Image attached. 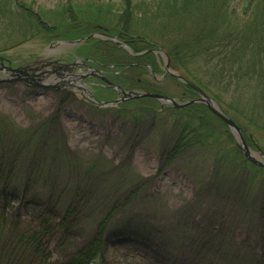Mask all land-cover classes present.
<instances>
[{
  "label": "rangeland",
  "instance_id": "rangeland-1",
  "mask_svg": "<svg viewBox=\"0 0 264 264\" xmlns=\"http://www.w3.org/2000/svg\"><path fill=\"white\" fill-rule=\"evenodd\" d=\"M161 1L133 0L128 7L129 14H125L127 5L122 0H0V55L4 57L0 60V116L8 117L15 126L25 130L33 131L46 124L66 150L98 163L81 183L86 193L83 199L74 200L81 210V220L72 223L70 237L61 231L53 238L45 237L41 253L34 251L27 236L30 231L42 230V220L48 219L51 207L47 211L45 204L31 200L32 197L24 201L21 195L18 197L20 203L19 199L5 201L0 195V264H61L98 234L104 220L107 221L108 241L103 256L107 264H264V172L254 168L241 169L247 179L244 190L252 195L248 203H244L239 191L234 189L200 186L199 179L211 178L218 162L212 155H205L210 153L208 150H202L192 155L202 162L198 168L190 170L181 163H167L163 153L171 147L170 129L175 122L167 114H142L140 105L117 109L133 99L109 107L91 105L84 98L87 93L83 95L73 88L32 86L23 79L8 75L9 71L4 69L6 66L33 67L36 60L49 58L45 55L52 50L49 48L51 44L82 39L86 36L85 31H81V36L66 38L65 26L76 17L84 19L77 21V26L90 18L93 23L87 32L102 33L120 41L96 36L103 40L97 45L95 38L90 37L77 46L57 47L53 56L68 62L79 57L78 60L95 73L103 71L109 80L127 90H150L179 100L195 97L196 94L189 95V90L172 76L156 80L143 70L130 69L131 66L125 72L115 64H128L132 59L147 61L156 66V75L162 77L166 72L165 60L152 49L171 51L176 55L170 58L171 67L200 84L208 94L219 97L226 108L231 106L234 109L231 114L239 121L236 122L248 130L255 143L264 150L263 46L255 56L252 50L244 48L240 51V57L245 54L248 60L255 61L251 66L259 61L257 68L262 70L255 83L239 84L236 91L237 78L232 85L226 84L230 80L228 77L233 75L223 70L229 68V62L225 67V60H222L228 52L218 55L212 48L207 58L202 47L198 46L187 54L176 53L186 49V39L193 36L196 29L200 30L202 26L216 29L215 21L211 20L214 17L205 22L202 15L205 12L190 14L181 10L171 13L167 1ZM237 3L238 0H234L232 5L237 6ZM72 5L84 12L79 16L71 14L68 8ZM245 7V3H241L236 9L238 19L232 17L237 23L235 27L249 19ZM251 18L250 22L254 21V27L258 28L261 16ZM39 19L47 22L48 25L45 22L44 25L57 26L54 27L57 32L36 38L32 29L34 25L41 26ZM221 29L225 30V27L221 26ZM127 40H133L140 50ZM124 45L138 55L127 51ZM98 54L107 55L104 63L113 66L98 65ZM86 72L89 70L83 71ZM140 76L141 84L138 85ZM82 85L89 86L96 98L103 101L115 100L119 96L117 90L107 87L106 82L96 75L86 78ZM162 131L165 132L162 134ZM245 137L248 145L256 151L254 142L247 134ZM44 143L40 145V152ZM19 173H23V169ZM229 177L232 176L229 174ZM21 179L25 184L27 178ZM34 180L37 184L34 188L56 187L64 198L72 194L76 184V180H73L75 183L46 178ZM12 182L18 183L16 180ZM10 191L13 192V188H9ZM120 220L132 221L127 232L121 229L122 225L119 226ZM62 221L59 213L56 220H52V226L57 228L56 222L59 225ZM24 233H28L26 240L22 239Z\"/></svg>",
  "mask_w": 264,
  "mask_h": 264
},
{
  "label": "trees",
  "instance_id": "trees-1",
  "mask_svg": "<svg viewBox=\"0 0 264 264\" xmlns=\"http://www.w3.org/2000/svg\"><path fill=\"white\" fill-rule=\"evenodd\" d=\"M122 1L126 2L127 5V7H124L125 14H129L128 7L132 4L133 0ZM165 1H167L168 7L172 9L171 13L187 10L190 14H194L195 12L199 14L201 11L206 13L202 14L205 22H208V19L212 17L214 18L211 20L215 21L213 25L216 29L208 26L207 28L202 26L200 30L196 29L195 34L186 39V42H188L186 49L183 48L181 49L182 51H177V55L180 53L182 55V52L186 54L190 53L194 50L193 48H197L198 46L202 47L201 49L206 56L208 52H212V48L213 52H217L218 55L224 51L228 52L229 55L227 54L222 60H225V62L223 61L225 67V63L229 62V68H223V70L228 71V74L233 75L228 77L230 80L226 84L232 85L237 78V84L235 86L236 91H238L239 84H253L256 79L261 77L259 75H261L262 68L260 67V70L257 68L259 61L251 66V62L255 61L248 60L245 54L240 57L239 53L245 48L246 50H252V53L255 56L260 47L262 48L263 46L264 48V41H261V36H264V0H238L237 6L232 5L234 0ZM161 2H163V0ZM241 3H245L246 7L244 8V11H246V16H248L249 19L243 25L238 24V26L235 27L237 23L232 17L238 19L236 17V9L241 6ZM161 5L162 4L158 3L159 7H162ZM191 6H196V8H190ZM68 9L71 14L74 15L75 13L76 16H79L80 12H84L79 9L78 6L76 7L73 5ZM259 15L261 16V23L258 28H256L253 25L254 21H252V23L250 22V18H258ZM80 18L81 17L74 18L72 23L65 26L64 32L67 34L65 35L66 38L81 36V31H85V35L92 34V32H87L89 25L93 23L92 20H89L90 18L86 19L88 22L77 26V21L84 20ZM38 21V24L41 26L34 25L32 29L36 32V38L43 37V35H50L52 32H57L56 30L54 31V27L56 28L57 26H47V22L43 19H39ZM44 22L47 25H44ZM221 26L225 27V30H220ZM128 31H125L127 32L125 34H129ZM44 32L48 33L44 34ZM193 32L194 31H191V33ZM95 40L98 42L97 45L103 41L101 38H95ZM126 42L135 49L137 48L133 44V40H127ZM146 42H149L150 44L153 43L152 46H157V44L150 40H147ZM136 50H140V48H137ZM126 54L130 56L128 53ZM168 54L171 59L176 56L171 51ZM97 56V58L102 61L101 63H104V60L108 57L105 54H98ZM209 56L210 54L207 58H209ZM130 58L132 59L133 57ZM133 62L147 63L153 66V64L147 61H137L132 59V63ZM115 64L118 68H122V71L126 72V68H124L122 63ZM132 68H137L139 71L143 70V73L151 76L147 67L136 65L130 69ZM153 68L157 73L156 66H153ZM222 76L219 79H221ZM245 77H247V79ZM140 78L141 76L137 78L138 85L141 84ZM249 80H253V82H250ZM177 81L189 90V95L192 93L196 94L190 86L179 80ZM220 81L222 82V80ZM209 95L212 96L211 94ZM213 98L224 107L229 115L237 120L230 112L231 110H234L231 106L226 108L222 103L224 102L223 100L217 96H214ZM154 103H157V105H153ZM134 105H140L142 109L140 111L142 114L153 116L167 114V117L173 118V121H175L170 129L172 136L171 147L163 153L167 163H181L186 166V168L192 170V168H198L202 163L201 161L192 158L193 153H195V151L208 150L210 153L205 155H212L215 162H218V167H216V171L211 178L206 179L202 177L199 179V185L205 187L216 186V189L218 190L220 188H226L227 190L234 189L239 191V195L241 198L243 197L242 200L244 203H248V201L252 199V195L244 190V185L247 179L244 177L241 169L254 168L258 171L264 172V167L251 163L244 156L228 127L222 119L216 116L206 105L193 103L183 108H175L170 105L162 107L157 99L152 97H142L124 102L120 106L118 105L119 107H117V109L120 107L125 108L124 106L131 107ZM121 108L119 110H121ZM7 118L0 116V195H3L5 201L12 202H14V199H19L18 197H21V195L25 197H22L24 201H27V198L32 197L31 200L45 204L47 211L48 207H51L52 210L49 211L50 213L47 216V218L51 220V224L48 219H43L41 224L42 230L38 229L30 231V234L27 236L28 241L33 245L32 247L34 248V251L41 253L45 237L49 236V238H53L57 235L58 231H61V234L70 237L72 223L81 220L79 218L81 210L79 206L75 204L74 200L77 198L83 199L86 193L82 189L81 183L86 180L87 174H92V169L95 170L98 163L96 161H87L80 155L70 153L65 149V146L62 145L59 138L52 134V128L46 124H42L38 129L31 131L15 126L14 123ZM219 124H221V126ZM165 131H162V134ZM246 134L247 133H245V135ZM250 139L255 142L252 137H250ZM44 141V147L40 152V145ZM205 161L204 163H207ZM238 163L240 165L239 169H237ZM20 169H23V173H19ZM68 170L72 171L69 173ZM78 170H81L82 172L76 173ZM229 174L232 176L231 178L229 177ZM21 178H27L25 184L22 183L23 180ZM34 178H46L56 182H63L66 180V182L72 181L73 183H75L74 181L76 180V184H74L75 186L72 194H69L67 198H64V195H62L61 192H58L56 187L44 188L41 190L34 188V186L37 185L35 184L36 181ZM2 179L5 180L2 181ZM12 180H16L18 182L17 185H15ZM21 184H23L24 187H21ZM9 188H13V192H9ZM242 189L244 190V193ZM12 193L15 197H13ZM95 198L97 197H94V199ZM19 202L22 203L21 200ZM53 209L56 211L54 212ZM59 213H61L63 221L59 225L56 222V228L55 226H52V220L55 221ZM106 223V220L101 221V230L98 234L86 244L78 248L61 264H107L103 256V248L108 241L106 238L107 230H105ZM131 224L132 221H119V226L122 225L123 227H121V229H124L125 232H127ZM119 226L117 227L118 229ZM117 231L120 232V230ZM27 234L28 233H24L22 235L23 240H26ZM0 245H2V239L0 240Z\"/></svg>",
  "mask_w": 264,
  "mask_h": 264
},
{
  "label": "water",
  "instance_id": "water-1",
  "mask_svg": "<svg viewBox=\"0 0 264 264\" xmlns=\"http://www.w3.org/2000/svg\"><path fill=\"white\" fill-rule=\"evenodd\" d=\"M96 36H102L105 38L109 37L114 42L120 41L119 39H116L115 37H112V36L110 37V36H106L102 33H94V34L86 35L82 39L70 40V41L62 40V41H57V43L60 45L70 44V45L74 46V45L79 44L82 41H84L90 37H96ZM124 47L130 53H132L134 55H138L137 53H134L133 49L130 48L129 46L124 45ZM152 51L155 54H160L161 56H163V58L165 60V70H166L165 74L162 77H158L154 74L155 78L158 80H163L168 76H172V77L176 78L177 80L183 82L184 84L190 86L197 94L195 97L189 98L187 100H179L177 98L168 97V96H165L163 94H160L157 92H152V91H126V90L122 89L120 86L115 85L114 83L109 81L105 76H101V78L103 80H105L108 83V85L113 86L114 88H116L118 90V93L120 95L119 98L112 100V101L99 100L85 86L74 84V83L70 82V80H66V79L62 80L58 86L53 85L52 88H55V89L58 88L59 89V88H68L69 86H74L75 88L80 89L82 94H83V91L88 94V97L84 96L85 99H87L88 101H90V102H92L98 106H102V107L114 106V105L121 103L125 100L140 98V97L156 98L161 102L162 107L165 105H170V106H173L175 108H183V107H186V106L193 104V103L204 104L216 116H218L220 119H222V121L225 123V125L228 127L229 131L231 132L232 136L234 137L237 145L241 149L244 156L251 163H253L257 166L264 167V150L255 142L254 143H255L256 151L252 150V148L248 145V143L246 141L245 133H247L250 137H252V134L248 130H246L244 127L240 126L236 122V120L225 111V109L218 103V101H216L212 96H210L200 85H198L197 83H195L191 79L187 78L182 73L175 71L171 67L170 56L168 55V53L165 50H163L161 48H155V49H152ZM3 59H4V57L2 55H0V60H3ZM24 68H26V67H24ZM24 68H21V67L20 68H13V67H7L6 66L4 69L10 70L13 72H16V71L19 72V71H22V69H24ZM151 71H152V69H151ZM29 80L30 79L26 78V81L30 82ZM65 86H67V87H65ZM252 139H253V137H252Z\"/></svg>",
  "mask_w": 264,
  "mask_h": 264
},
{
  "label": "flooded vegetation",
  "instance_id": "flooded-vegetation-1",
  "mask_svg": "<svg viewBox=\"0 0 264 264\" xmlns=\"http://www.w3.org/2000/svg\"><path fill=\"white\" fill-rule=\"evenodd\" d=\"M61 46H65V45H60L57 42L56 44H51L49 48H51L52 50H50V52H48L45 55L46 57H49V58H41V59L36 60L35 64L33 63L34 65L33 67H29V65L20 66L21 68H24V67L26 68L22 69V71L16 73L15 75H17L19 79L21 80L22 79L26 80V78L30 79L29 83H31L32 86L50 89L54 85L51 79L57 78L56 76H59L60 74L62 75L65 74L69 77L71 81H76L79 75L81 74L80 71H82L83 69L92 70L90 66H88L82 61H79L78 60L79 57H77L76 60L68 62V61H65L64 59H57L55 55L53 56L52 53L55 51V49ZM68 64H71V65H68ZM65 66H67L66 72L65 70L61 68ZM11 73L13 72L9 71L8 74H11ZM49 83H52V84H49Z\"/></svg>",
  "mask_w": 264,
  "mask_h": 264
},
{
  "label": "bare ground",
  "instance_id": "bare-ground-1",
  "mask_svg": "<svg viewBox=\"0 0 264 264\" xmlns=\"http://www.w3.org/2000/svg\"><path fill=\"white\" fill-rule=\"evenodd\" d=\"M117 105V104H116Z\"/></svg>",
  "mask_w": 264,
  "mask_h": 264
}]
</instances>
